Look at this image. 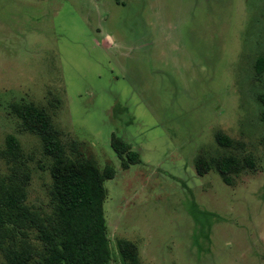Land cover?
Instances as JSON below:
<instances>
[{
    "label": "rangeland",
    "instance_id": "obj_1",
    "mask_svg": "<svg viewBox=\"0 0 264 264\" xmlns=\"http://www.w3.org/2000/svg\"><path fill=\"white\" fill-rule=\"evenodd\" d=\"M263 54L264 0H0V185L22 173L23 203L50 214V159L13 110L32 104L65 158L113 169L102 182L109 264H123L118 240L138 264H264ZM111 135L139 162L123 169ZM225 151L252 156L254 170L230 184L195 173L196 156Z\"/></svg>",
    "mask_w": 264,
    "mask_h": 264
},
{
    "label": "trees",
    "instance_id": "obj_2",
    "mask_svg": "<svg viewBox=\"0 0 264 264\" xmlns=\"http://www.w3.org/2000/svg\"><path fill=\"white\" fill-rule=\"evenodd\" d=\"M256 76L264 74V54L253 60ZM259 116L264 120V93L257 95ZM14 113L21 126L38 136L43 155L50 159L51 178L49 199L51 212L43 217L32 212L23 203L21 173L0 185V255L1 264H109V250L105 232L102 201L105 190L102 182L113 176L109 166L99 170L91 159H68L58 131L52 126L47 113L32 104H17ZM216 143L222 148L232 147L227 136L216 133ZM6 152L13 155L16 140L7 136ZM110 147L125 169L139 162V155L121 139L111 135ZM194 171L203 175L214 169L221 181L231 183L230 174L241 169L254 170L255 161L250 155L225 151L205 159L198 155L193 160ZM15 178V177H14ZM27 231L34 233L39 247L33 248L24 240ZM118 253L123 264H138L133 246L118 240Z\"/></svg>",
    "mask_w": 264,
    "mask_h": 264
}]
</instances>
